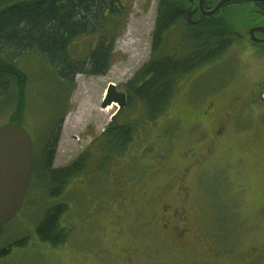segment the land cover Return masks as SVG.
Listing matches in <instances>:
<instances>
[{
  "label": "rangeland",
  "instance_id": "obj_1",
  "mask_svg": "<svg viewBox=\"0 0 264 264\" xmlns=\"http://www.w3.org/2000/svg\"><path fill=\"white\" fill-rule=\"evenodd\" d=\"M180 1L183 8L189 5L188 0ZM120 2L122 13L110 17L103 31L80 36L68 48L72 56L83 59L97 47L99 35L107 33L113 50L105 74L78 73L71 83L63 82L56 66L36 50L24 53L16 62L28 76L20 123L32 137L37 159L54 119L60 116L53 167L64 168L84 154L88 158L58 196L50 195L46 179L34 175L24 206L0 227V249L19 237L23 245L0 254V264H92L96 249H114L120 235L117 230H122L119 219L136 230L144 216L141 211L162 191L157 186L178 184L186 173V184L204 206L206 230L218 246L234 248L233 255L226 250L220 254L215 247L209 251L211 255L203 249L187 256L167 249L157 260L190 264L201 252L210 255L203 263L234 264V254L246 259L253 243L262 241L258 203L264 191V147L257 148L254 141L264 139V128L257 127L260 124L253 118L250 99V90L260 78L255 69L261 68H256L248 51L249 29L256 17L253 4L244 0L225 5L212 16L198 15L200 26H220L229 37L234 36L232 46L217 54L220 59L212 61V57L181 77L166 112L154 122L138 125L128 150L114 155L105 150L100 136L117 107L107 110L101 103L110 83L118 91H126V83L152 57L158 3ZM189 31L185 22L176 23L166 32L159 52L185 55L190 46L184 36ZM16 100L11 94L0 100V125L21 113ZM209 106L212 111L206 113ZM121 111L117 120L124 123L142 120L145 113L136 98ZM221 123L226 128L219 137L214 131ZM59 203L65 206L60 226L68 235L62 243L65 246L55 251L37 242L36 227L47 209ZM79 247L88 251H83L85 258L75 260L70 248Z\"/></svg>",
  "mask_w": 264,
  "mask_h": 264
},
{
  "label": "trees",
  "instance_id": "obj_2",
  "mask_svg": "<svg viewBox=\"0 0 264 264\" xmlns=\"http://www.w3.org/2000/svg\"><path fill=\"white\" fill-rule=\"evenodd\" d=\"M156 1L152 57L126 83L127 105L133 98L139 100L144 106V117L135 122H119L117 119L121 111L109 122L100 137L105 150L114 155H122L128 150L138 125L154 122L166 112L181 77L200 63L217 56L224 44L227 46L230 42V38H226L222 43L220 38L224 35L229 37L230 34L220 27L190 25L182 1ZM108 8L109 14L106 13ZM121 12L120 0H9L4 5L0 2V100L11 94L21 104V113L13 116L11 121L20 122L24 112L23 87L27 84L28 76L17 67L16 62L21 55L36 50L48 64L56 66L59 79L66 83H71L78 73L105 74L110 66L112 41L108 44L104 38L101 39L83 59L72 56L68 48L76 38L101 30L107 19ZM181 21L190 26V31L184 36L189 40L188 52L185 55L160 53L166 32ZM198 21L201 22V18ZM218 40L221 47L215 48ZM115 105H108L105 109L109 110ZM58 140L57 134L52 145L43 147L40 159L35 157L30 180L34 175L46 179L51 196L62 193L70 177L83 170L88 158V154H84L64 168H54ZM64 211L65 206L60 203L47 209L36 227L42 241L57 244L62 240H59L60 237L68 235L67 230L60 226Z\"/></svg>",
  "mask_w": 264,
  "mask_h": 264
},
{
  "label": "flooded vegetation",
  "instance_id": "obj_3",
  "mask_svg": "<svg viewBox=\"0 0 264 264\" xmlns=\"http://www.w3.org/2000/svg\"><path fill=\"white\" fill-rule=\"evenodd\" d=\"M15 1L19 0H14V2ZM199 1L200 0H194L193 2H191L192 5L191 3H189V5L186 7L188 8L190 6L191 9L195 10L192 14V20L187 21L192 26H198L200 24V22L198 21V19L200 20V18H197L200 16L198 15L202 14L205 16H212L214 14H217L223 6L232 3L234 4L244 0H230L222 4L212 14L203 13L199 7ZM219 1L220 0H216L211 4L213 0H203V8L206 11L211 10L217 5ZM245 1H250L253 4L256 13L253 24L249 29V42L251 43V45H248L250 47V50L248 51L250 52L252 60L256 61V68L260 67L261 69L257 70L254 68L256 71L254 72L255 76L260 78L257 80V82H255L250 90V99L252 104H254L253 107L255 108V115H253V118L258 119L257 121L260 125H257V127H262L261 129H263L264 73H262V75L259 72H264V0ZM121 5L124 6L122 3ZM106 13L109 14V8L106 10ZM107 21L109 20L107 19L106 22ZM105 24L103 28H105ZM220 29L222 31H225L221 27ZM251 30L253 31L252 33L250 32ZM97 33H99V31H97ZM103 38L105 39L106 43H108L110 40L107 33L99 35L100 40ZM226 38H228L226 35L220 38L223 44L225 43ZM229 38H231L230 42L227 46H225L224 44V50L225 48H230L233 44V38L235 39L234 36ZM214 47H221V45L219 44V40L216 41ZM223 54L224 53H222V55ZM220 57L215 56L212 61L215 59H220ZM208 62L200 63L196 68H200L202 65L207 64ZM211 107L212 106H209V110L206 113L212 111L210 109ZM60 119L62 120V116H60V118L54 119V122L52 123L48 132V136L45 140V145H52L53 140L59 132L58 128L61 124H59L58 121L61 122ZM225 128L226 125H224V123H221L220 125H218V128L216 129V131H214V133L218 134L220 137L222 136ZM254 144L257 145V148L261 149L264 147V139H262V141H260V139L255 140ZM185 176H187V173L179 179L178 184H168L165 187L162 185L157 186L161 188L160 190L162 191L157 195L148 209L141 211V214L144 216H141L139 227L136 230L130 228L126 221L119 219L118 225L122 226V230H117L120 235H118V239L115 241L114 249H96L97 252H93L91 254V256L93 255L91 263L162 264L159 260H157L156 257L160 252L167 249L177 250L178 254L181 253L182 255L187 256L189 253H193L197 249H199L200 251L203 249L207 254L211 255L210 252H212V250L214 249L213 247H215L220 254H225L226 250L230 253V255H233L231 251L234 248H227L225 246V243V245L218 246L212 235L208 232V230H206L204 206L198 200L197 195L192 193L190 186L186 184ZM262 194V198L258 203L260 210L258 219H260L259 222L261 223V230H263L261 232L262 241L260 243H253L252 251L246 259H243V257L239 254H234L236 258L234 264H264V191ZM122 221L124 223H122ZM36 239L37 242L44 243L45 246L56 251V248L60 250L62 246H65L64 242H66L67 236L63 238L60 237L59 240H62L59 243L52 244L50 243V241H42L36 231ZM8 245L9 246L0 249V254H2V252L6 253L7 251H10L12 247H14V245H23V239L22 237H19L13 243H10ZM234 247L237 248V245ZM70 250L72 251V258L75 260L85 258V254L83 251H88L86 249L84 250L81 247H79V249L70 248ZM207 254H201V252H199V254H195L194 257L198 259H193L190 264H198V261L202 264L203 261L207 260L208 256L210 257V255ZM212 256L218 255L212 254Z\"/></svg>",
  "mask_w": 264,
  "mask_h": 264
},
{
  "label": "water",
  "instance_id": "obj_4",
  "mask_svg": "<svg viewBox=\"0 0 264 264\" xmlns=\"http://www.w3.org/2000/svg\"><path fill=\"white\" fill-rule=\"evenodd\" d=\"M228 1L230 0H220L214 8L206 11L203 8V0H200L199 7L203 13L212 14ZM194 11L190 6L187 8L188 21L192 20ZM127 97V93L118 91L114 83L108 85L101 107L116 104L117 109L111 120L127 105ZM33 160V141L30 133L18 121L0 125V227L13 218L24 203Z\"/></svg>",
  "mask_w": 264,
  "mask_h": 264
}]
</instances>
